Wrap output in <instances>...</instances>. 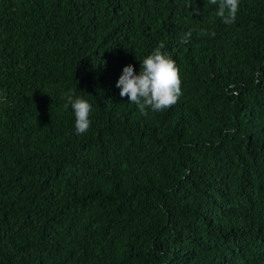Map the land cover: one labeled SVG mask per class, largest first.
<instances>
[{
	"label": "trees",
	"instance_id": "obj_1",
	"mask_svg": "<svg viewBox=\"0 0 264 264\" xmlns=\"http://www.w3.org/2000/svg\"><path fill=\"white\" fill-rule=\"evenodd\" d=\"M216 11L0 0V264H264V0ZM160 44L182 95L144 116L115 85Z\"/></svg>",
	"mask_w": 264,
	"mask_h": 264
},
{
	"label": "clouds",
	"instance_id": "obj_2",
	"mask_svg": "<svg viewBox=\"0 0 264 264\" xmlns=\"http://www.w3.org/2000/svg\"><path fill=\"white\" fill-rule=\"evenodd\" d=\"M210 4L217 5L216 17L225 25L235 22L238 12V0H209ZM195 11V10H194ZM195 14H199L195 11ZM201 35H206L201 30ZM214 35V33H213ZM192 36L189 30L180 40L181 44H187ZM164 44H160L139 65V73L134 74L132 65L122 69V74L116 82L120 89V97H128V103L135 104L141 115L147 116L153 113L167 110L178 102L182 95L181 79L175 60L161 50ZM75 91L69 90L64 94L66 100L65 110L71 107L75 116V132L84 134L90 127L91 105L75 96Z\"/></svg>",
	"mask_w": 264,
	"mask_h": 264
}]
</instances>
